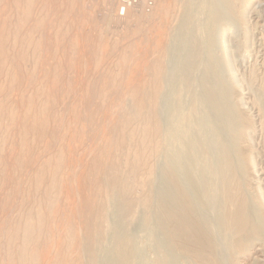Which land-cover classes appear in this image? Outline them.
Masks as SVG:
<instances>
[{"label": "bare ground", "instance_id": "6f19581e", "mask_svg": "<svg viewBox=\"0 0 264 264\" xmlns=\"http://www.w3.org/2000/svg\"><path fill=\"white\" fill-rule=\"evenodd\" d=\"M22 1L23 0L19 2L24 4V2ZM24 1L27 4L31 3L30 2L31 0H24ZM69 1L71 2L72 0H68V2ZM33 2L31 3V8L27 6V4L25 3L26 7H28L32 11L34 9L32 6H35ZM73 2L75 3L76 1H73ZM73 2L71 4H74ZM256 2H258V0H159V3L157 2L159 4V9H157L159 12L157 13L160 16L157 18H160V19L158 20L156 19V14H157L156 12H154L156 14L153 13L155 15V18H152L151 16L152 13L150 14L151 18L150 17L149 18L152 20L155 19L157 20V22L161 20L162 18L164 20V26L162 24L163 22L161 21H160L161 22L160 24H162V29L164 31L161 30V27H160L161 31L157 32L158 34L156 35V37L154 36H153L154 38L152 37L154 39V40L152 39V41L154 42L150 41L151 43H149V45L153 43V49L151 48L152 45L151 47L149 46V47H146L145 49V50L149 48L152 49L153 57H150L152 60L149 62L150 64H147L148 61L146 63L144 61V63L141 65V68L139 70L140 71L139 73L143 71L145 72L144 76L149 75V79L146 78V79L141 80V78L143 77L139 76L137 78L138 82L135 85L133 84L132 85L133 87L129 86V88L130 87L131 88L129 89V91H127L129 92L128 93L129 96L126 99V102L123 105L118 104L120 107L116 105V107H119V110L117 109L119 111L118 122H117V125L114 124L116 126L115 128L116 130L114 129L115 132L111 136L109 135L110 137L108 139H107L108 136H106L107 140L105 139L106 141H104V143L102 144L101 150L99 149L100 150L99 153L96 152L95 153L96 155L94 154L95 156L92 157L93 163L91 164L93 168V173L92 172L90 173V171H88V168H87L88 172L86 171L88 175L91 174L90 179L86 177L87 174H85V177L88 178L90 181L95 178L92 181V183L86 180L88 181L86 183L88 185L89 190L93 187V191L91 190L90 191L91 193L86 195V199L82 200L83 197L80 199L79 197H77V200L79 199V202L74 201L75 199L73 200L74 202H78V210H80L81 212L82 219H80V221L78 222V225H76L77 220H75V222L73 221L75 224L73 222L72 223L70 222V225H68L67 228L65 227L66 230L64 228L63 234L60 233L61 235H59L57 233V235L59 236L56 235V238L54 236L55 242L51 241L52 240L51 238L50 241L53 242V244H51L50 246L49 245L50 242L49 244H47L48 240L45 241V239L49 237L48 236H46L47 238L43 237L45 235L42 236V233L44 230L45 232H47L46 228L44 229V225H45L44 221L46 219V216L48 218V215L51 212L50 211L47 215L46 210L49 211L51 209L52 203L54 205V202L51 201L53 197L51 199V197L47 196L46 200H44L45 202L47 201V205L45 204L44 209L40 204L39 205L36 204L35 207L31 208L30 206L32 204L29 201V204H31L29 205L30 209L29 210L26 209V212L21 214L20 217H17L18 220L14 218L15 216L12 218V222L16 220L17 222L16 223L14 222L15 224L13 225L12 228H10L9 226L10 229H7L5 231L3 230V232H5L6 234L5 239L2 238V236H0L1 240L4 239V244H5L4 245L5 248H3L4 252H2V249L0 248V251L4 253L2 255H4L5 262L3 261L4 263L2 264H230V263H233L234 259H236L237 256L248 253L250 249L253 248L256 243L262 242L264 244V197H263V194L261 193V188L258 182L260 179L259 180L253 179V177H256L254 176V172L257 171L256 170L257 169L256 159L253 155L254 148H253V143H252V137L255 132L254 121L250 117V113L247 112L248 109L245 103L243 102L242 95L244 92L241 91L242 85H241V82L235 77V73L232 70L231 54L228 51V47H229L228 35L230 36L232 35V37L234 38H237L239 35H243L244 39L243 41H241L242 43L240 44V48L242 49V47H245V49H243L242 51V54L248 55V50L246 49H249V39H248L249 24L246 20V13L249 7H251ZM141 3L143 4L144 2L142 1ZM17 4L18 3H16V5ZM260 4H262V2ZM16 5L15 6L12 5L14 6L12 9H14ZM71 6H74V5H71ZM262 7L260 10L263 9ZM90 8L92 7L90 6ZM154 8L156 9L157 7H154ZM20 9L21 8H19V10ZM36 9L37 7L35 8V10ZM38 9H43V7H40ZM150 10L152 11V9ZM123 11H124V8H123ZM18 13L19 12H17V14ZM36 13L37 12H35V14ZM19 14H22V13L20 12ZM25 14L26 16L29 15V14L27 15V13ZM254 14L255 13H253V15ZM24 15H23V18L26 17ZM43 15L41 14V17ZM105 15H107V13L104 14V17ZM17 17L18 16H16V19H18ZM258 17L259 16H257V18ZM29 19L31 20V17ZM42 19H45L44 21L47 22L46 18L43 17ZM24 20L25 18L22 19L21 21L24 22ZM250 20L252 21V18ZM258 20L260 19L258 18ZM4 21L6 22V19ZM25 21H27V19ZM36 21L37 20L33 22H36ZM38 21H40V19H38ZM254 21H257V20L254 19ZM29 22L31 23V21ZM46 22H44V24ZM14 23L15 22H13V24ZM37 23L39 24V22ZM6 24L7 23H5V26ZM21 25H19L18 27H20ZM24 25H22V28H24ZM27 25L28 24H26V26ZM32 26L33 25H31V27ZM15 27L16 26H14V28ZM34 28L36 29L37 26ZM20 29L21 27L17 30L20 31ZM24 29L28 30L27 27H25ZM43 29L44 28H42L41 30L43 31ZM8 30H9V27H8ZM12 31H14V29ZM30 31L29 33L33 32V31L30 32ZM3 32L1 33L3 34ZM5 32H7V30ZM10 32L8 31L7 33L9 34ZM16 33L17 34L21 33V31L16 32ZM26 33L25 35L28 36L29 33L28 34ZM33 33L35 35L38 32L37 33L33 32ZM152 34H154V32ZM152 34H150V36ZM25 35L22 34V36H25ZM5 36H2V37H5ZM16 36L14 35L15 39H16ZM148 36L149 35H147V37ZM150 36L147 38V40L151 38ZM27 38L28 37H26V39ZM29 38L31 39V36ZM29 38L27 41L30 40ZM23 40H24V37H23ZM37 41H40V40H37ZM18 42H19V39H18ZM2 43L3 42H1V46H2ZM34 45H37V42ZM29 46L31 47V45ZM38 47H39V44H38ZM38 47H35L36 50ZM40 48L38 51H40ZM1 49H3V47ZM151 49H149L150 52H151ZM8 50L6 52H8ZM145 50L144 52L145 54H147L146 56H148L149 50L148 51H145ZM3 52L1 55H3ZM41 52H43V50ZM127 54H126V57H128ZM120 56H124V55H120ZM7 58L8 57H6V60ZM17 58L18 60L21 59V58L19 59V57ZM15 60L17 61L16 58ZM2 61L5 62L4 60ZM17 62L14 61L13 65L12 63L10 64L11 66H15ZM25 62L26 60L24 61V63ZM121 62H123V60ZM0 63L2 62L0 61ZM24 63H20V65L21 64L24 65ZM123 63H125V60ZM18 64L16 66L17 68L20 66ZM9 65H7V67ZM0 66H1L0 67V70H1L2 64ZM10 67H8V70ZM37 68L35 70H37ZM11 69L13 72V69L15 70L16 68L14 67ZM4 71H7V70H4ZM38 71H41V70L40 69L37 70V74L40 73V72L38 73ZM16 73H14V76H16ZM9 74L12 75V73H9ZM46 75L44 76L45 78H46ZM32 76L34 77V75ZM35 76L37 77L36 72H35ZM42 76H43V73H42ZM38 77H37V80L39 79ZM8 79H10V77H8ZM12 79L14 80V78ZM50 79H53V78H50ZM40 80L38 81L40 82ZM44 80L46 82V79ZM50 82L51 81L49 80V83ZM260 82H262V85H261L262 86V91H261L262 96L261 95H258V97L255 96L256 98L254 97L255 100L253 102L258 108L257 112L259 113V121L262 124V127H264V79ZM11 84L9 85L11 86ZM47 84L46 85L43 84L45 85L44 91L46 90V88L48 89ZM122 84H123L122 86L124 87L125 83H122ZM37 85L35 86L37 87ZM104 85H106L105 90H107V88L111 86L112 83L111 85H108V87H107L106 82ZM114 86H115V83H114ZM42 87L40 86V88ZM119 87H121V85H119ZM259 87H260V84H259ZM93 88L92 90L94 91ZM37 89H32V93L35 92L33 90H37ZM112 89L111 87H109L110 91H112ZM41 90L39 92L43 93ZM124 91L125 89L122 91V93ZM81 92H78V94L76 95H80L79 93ZM87 92L89 91H86V93ZM127 92L125 93V95H127ZM109 93L111 94V92ZM109 93L107 91L108 95ZM112 93L114 92L112 91ZM28 94L29 93H27V95ZM84 94L85 93H83V95ZM95 94L97 93H95L94 91V95ZM107 94H104V96H106ZM36 95H37V92H36ZM36 95L34 96L37 100ZM48 95L49 93L46 94L45 96L48 97ZM52 95H54L53 92H52ZM89 95L90 94H88V98L89 97L91 98L92 95L90 96ZM97 95L99 96V94ZM101 95L103 96V94ZM111 95L113 96V94ZM34 96L33 98L31 97L30 99H35ZM45 96H43L44 98H42L44 99V102H45V99H47L45 98ZM110 96H107L108 102L112 101V100L109 101ZM80 97H82V95ZM85 97L87 98L86 95L83 96V98ZM93 97L92 99L89 98V100L90 101L92 100V102L94 99ZM55 98L56 96H54V99ZM88 98L86 99L87 102H89ZM115 98L117 97L114 96V98L112 99L114 100ZM30 99L29 101H31ZM42 99L40 100L41 102H38L40 106H41L40 103H42L43 101ZM54 99L52 97L53 102H54ZM100 99H102V97H100ZM2 100H5V99H3L2 97ZM81 100L82 99H80V101ZM122 100L124 99L122 98ZM35 102L37 101L34 100L33 103ZM78 102H77V105L82 106L81 103L83 102H80V104ZM92 102H89V103H92ZM95 102L97 104V101L94 100V103ZM99 102H102V101H99ZM118 102L119 101H117V103ZM123 102L121 101V103ZM38 103H35V105L37 106ZM49 104L50 103H47V105ZM110 104H108L109 106L107 107L112 108L113 106H110ZM3 105L1 106L3 107ZM26 105H27V102H26ZM44 105H45L44 107H46V104ZM1 106L0 108H2ZM49 106H47L46 108H48ZM6 107L5 108L3 107L5 109V110L3 109V111H6ZM29 108L30 107L26 108L27 110L25 109L26 115L23 113L26 118V122L24 121L25 125H27L29 129L30 127H32L31 128L32 130H33V127L41 128L43 127V125L46 126L44 122L46 121L45 123H47L48 121L45 120V117L43 118V115L47 111L44 112L45 110H43L42 108L43 111L41 112H44V113L38 112L39 114H37L35 113V111L33 113V110L35 109L34 107L32 111H30ZM92 108L94 107L92 106ZM38 109H40V107H38ZM85 109L89 110V108L87 107ZM11 111H12V108H11ZM13 111L12 113H15ZM66 111H67V108H66ZM91 111L93 112V110ZM91 111H89L90 113L88 111L86 113H89L91 116L92 114ZM12 113L11 112L7 113L6 116H9V119L10 117L15 118ZM16 113H15V116H16ZM112 113L113 112L109 114H111V116L113 117ZM115 113H118V112L116 111L114 112V114ZM4 114H1V115H4ZM89 114H88V117H89ZM47 115H49V113ZM105 115H107V113ZM6 116H5V120H6ZM86 116L84 114L85 119L88 118V117L86 118ZM0 119H2L1 116H0ZM91 119L93 120V117H91L90 120L87 119V121L88 120L91 121ZM3 120H4V117L0 121H3ZM87 121H83V122H87ZM14 122H16L15 119H14ZM96 122L98 121L96 120ZM2 124L3 122L1 123V125ZM114 125L112 127H114ZM45 126H44V129L46 128ZM23 128H25V126ZM26 129L27 128H25V130L23 129L22 130L23 132L21 131L22 133L20 132V134H18V135H21L22 139H25V135H27V133L29 132L27 131L26 133ZM83 129H85V127L82 128L81 130ZM109 130H107V132ZM84 133L85 132H83V134ZM32 134L35 135L34 132ZM39 134L40 133L36 135L39 136ZM36 135L34 137L37 138ZM41 135L40 137H44ZM2 142L3 141H1V143ZM19 142H24L23 144H25V141L20 140ZM28 143L30 144V142ZM134 143H135V148L131 149L130 146ZM33 144L31 143V146ZM97 144L101 145L99 144V142ZM62 145L61 147H59L58 145V147L62 148L63 147ZM23 146L25 148V146H27V143L26 145H23ZM4 147L5 146H3V148ZM46 147L44 146V148ZM97 147L100 148V146H97ZM1 149L2 148H0V150ZM31 149L29 148V150ZM46 149L44 150L46 151ZM27 150L28 149H26V151L22 150L25 152V153L24 152L22 153L25 155ZM55 150L58 151V149H55ZM120 151H122V154ZM19 152H20V149H19ZM63 152H64L63 150L60 151V153L62 154ZM60 153L56 154L55 152L56 155L54 156L52 155L53 156L52 158L50 157H49L50 159L46 158V160L41 162V165H40L41 170L47 169L50 172V180L48 183H45V184H48V186L46 185L47 189L45 193L49 194V192H51L52 190L54 189L56 190V188H58L59 183L61 182V181L59 182L58 178L60 174H62L61 171L65 164L63 163L64 161L63 155ZM19 154H21V152ZM28 156L31 157L30 155ZM39 157H40L39 159L42 160L41 156ZM1 159H0V163L4 158L2 160ZM20 159L22 158H19V160ZM26 159L27 158L25 157L24 160ZM14 161H16V159ZM148 161H149V164H148ZM19 163L21 162L18 161V164ZM123 164H124V167H121ZM7 165H8V162H7ZM25 165L26 164H24V166ZM14 166H17V165H14ZM20 167H23V166H20ZM65 168L66 167H64V169ZM92 168L90 170H92ZM101 168L102 170L100 171ZM70 169H73V168H70ZM41 170L40 172H42ZM32 172H34V170H32ZM40 172H36V174L33 173L34 175L32 177V180L30 179L35 185V187L37 188L41 186V183L45 182V181L44 182L42 181V175ZM130 172L131 173L133 172L135 176L136 174H138L139 177H141L140 186H142V194L139 197L137 196L135 197V194H134V197L132 195V192L134 189H133V186H131L130 184V182L132 183L133 179L129 181V177H132V176H129ZM92 174H94L93 178H91ZM64 175H63V178L66 177ZM66 175L68 177L69 174H66ZM134 175H133V178H137V177H134ZM28 176L30 177V174H28ZM83 179H84V176H83ZM134 180L135 181L133 182L136 183L139 179H134ZM84 181L85 179L83 180V182ZM71 183L74 186L73 182ZM42 188L43 187H41V189ZM69 188H68V191H69ZM15 189L17 188L15 187L13 189V185H12L11 190L15 192L17 191ZM43 189L41 191L45 195ZM30 190L32 189L30 188ZM29 191H26V192H29ZM5 192L6 193L8 192L11 195V192L9 191H5ZM38 192L37 193L34 192V193L38 194ZM8 193H7V196H8ZM34 193L33 195L30 193L32 196V197L30 196L32 200H33V196H35ZM52 193L53 192H51V194ZM58 193L60 192H57V194ZM70 193L68 192L67 194L71 195L72 193L71 194ZM57 194H56V197L58 198ZM58 195L61 198V195L60 194ZM41 196H39L40 197L39 200L42 199ZM76 196L72 197V199L75 198ZM39 197L37 196V198ZM69 197H67L68 200L70 199ZM27 198H28V195H27ZM21 202H24V201H21ZM34 202L37 203L36 200ZM34 202L33 204H35ZM55 202L57 203V200H55ZM64 202H66V204L69 205L68 203L70 201H68L67 203V199H66V201ZM83 202H85L84 205L79 207V205ZM27 204L26 206H28ZM59 204L57 203L55 204V206ZM65 205L64 206L62 205L63 207L61 206V210L63 212L61 213L59 211V213H61L62 215L65 210L63 209L65 208ZM72 205H75V203H73ZM72 207L73 206H71L70 208ZM69 209H68V212H69ZM23 211H24V208H23ZM73 211L74 210H70L71 214L76 212V210L74 212ZM69 213H66V214L70 215ZM68 215L66 217H68ZM76 215H79V211H78V214ZM64 216H62V218ZM54 217L52 219H54ZM78 217H80V215ZM49 220H51V216ZM45 222H47V220ZM55 222H56L55 223V226H56L57 219ZM60 222H61V218H60ZM60 222L58 220V223ZM67 222H68V219H67ZM67 224H69V222ZM49 226H52V228H54V225L49 224ZM62 229H63V226H62ZM52 231H54V229ZM2 235H4V233ZM41 236L44 238V241L47 242L46 244L48 245V247H46L43 244V241H41L42 243L40 242ZM51 236L53 235L51 234ZM1 240H0V243H1ZM16 242L17 244H15Z\"/></svg>", "mask_w": 264, "mask_h": 264}, {"label": "rangeland", "instance_id": "374dc122", "mask_svg": "<svg viewBox=\"0 0 264 264\" xmlns=\"http://www.w3.org/2000/svg\"><path fill=\"white\" fill-rule=\"evenodd\" d=\"M12 1L14 3L16 2L18 4L16 5V3L14 4ZM19 1H21V0H0V21L4 23V25H3V23L0 22V33L4 31L3 34L2 33L0 34V36H1L0 38L2 39V40L0 39V46H1V42H3L2 43V46H1V48L3 47V49L0 48V51H2V52L4 51L3 52V55H1L2 52H0V55L2 56V57L0 56L1 57L0 58L1 60L0 61L2 62V63H0V65L2 64L1 70L3 69L2 71L0 70V73H1L0 74V87H2V88H0V91H1L0 92V97H1V99H0L1 100L0 101V103H1L0 106L4 104L3 105L4 108L6 107V105H7V107L10 108L9 109V108L6 107V111H3L4 108L2 106H1L2 108H0V116H1L2 119L4 117V120L3 121H0V126H1L0 127V134L3 133L2 135H0V148L3 149V150L1 149L2 151L0 150V159L1 158L2 159L4 158L3 160L1 159L3 162L1 161V163H0V230H2V231H0V233H1L0 236H2V238L5 239L6 234H5V232H3V230L5 231L7 229L12 228L13 225L18 220L17 217H20L21 214H23L24 212H26V209L29 210L30 207L31 208L32 207H35L36 204H38V205L40 204L43 207V209H44L45 204L47 205V201L45 202L44 200H46L47 196H49V197H51V199L53 197V199L51 201L54 202V205L52 203L51 209L49 211L46 210L47 215H48V213L50 211L51 212L49 213L48 218L46 216L45 221L47 220V222L48 221L49 222L50 221L52 222V220H53V222L52 223L51 222L50 223L48 222V224H47V222L44 221V223L46 225V226L44 225V229L46 228V231L47 232H45V230H44L43 233L44 232L45 233L44 234L42 233V236L45 235L43 237H45V238H47L46 236L49 237V238L45 239V241L48 240L47 241L48 243L44 241V238L42 236L40 237L41 238L40 242L43 241V244L46 247H48L47 244H49V242H50V244H49L50 246H51V244H53V242H55L54 240L56 238L57 233L59 235H61V234L64 233V228L65 227L67 228L68 225H70V222L72 223L73 221L75 222V220H77L76 221V223H77L76 225H78V222L80 221V219H82L81 212H80V210H78V202H79V199L82 198V197H83L82 200L83 199H86V195H88L89 193H91L90 192L91 190L93 191V187L89 190L88 185L86 183V182L90 181L89 179H90V176H91V174L88 175L87 172L90 171V173L91 172L93 173V168H92V164H91V163H93V158L92 157H94L96 155L95 154L96 152L99 153V151L102 148V144L104 143V141H106L115 132V130H116L115 129L116 128L115 125H117L118 118H119V111H118L119 110V107H120L119 105H123L126 102V99L129 96V94H128L129 92H127V91H129V89L131 87H133L132 86L133 84L135 85L138 82L137 81V78L139 76L140 77L141 76L143 77V78H141V80L146 79V78L149 79V75L148 76L147 75L144 76L145 72L144 71L141 72L143 74L142 75L141 73H139L140 72L139 70L141 68V65L144 63V61H145V63L148 61L147 64H150L149 62L152 60L150 57H153V54H152L153 43L150 44V45H149V43H151L150 41H152V39L154 37H156V35L158 34L157 32H160L161 30H163L162 29V24L164 26V20L161 18V20H159L157 22V20L160 19V18H157V17H160L159 14L157 13V12H159L157 10V9H159V4H158L159 3V0H125V1L124 0H120L121 2L119 0H94V1L93 0H72L71 2L70 1L68 2V0H66V1L65 0H36V1L34 0V2H33V0H31L30 2L31 3L33 2V4H35V6H32L34 8V9L32 8L33 11L31 9H29L28 7H26V5H25L26 2L24 0L22 1V2H24V4L23 3H20ZM73 1H76L75 2L76 4ZM142 1L144 2L143 3L144 5L141 3ZM72 2L74 4H71ZM261 2L263 4L264 3V0H262V1L261 0H258V2H256L251 7H249V9H248V11L246 13V20H247V22L249 24V35H248V39H249V49H246V50H248V55L247 54L246 55L242 54V51H243V49H245V47H242V49L240 48V44L242 43L241 41H243V39H244V36L243 35H239L237 38L232 37V35L231 36L228 35V42H229L228 51L231 54L232 70L235 73V77L241 82V85H242V90L241 91L244 92L243 95H242L243 96V102L245 103V105H246V107L248 109L247 112L250 113V117L254 121V127H255L254 129H255V132H254V135L252 137V143H253V148H254L253 149V155H254V157L256 159V165H257V167H256L257 169L256 170L257 171L254 172V176H256V177H253V179L254 180H256V179L259 180L260 179L259 181L258 180L257 181L259 182V186L261 188V193L263 194V197H264V127H262V124L259 121V113L257 112L258 111V108L255 105V103L253 102L255 100V98L258 97V95H261L262 96V92H261L262 91V86H261L262 85V82H260V81H262L264 79V29H263L264 28L263 27L264 26V18H263V16H264V13H263L264 12V4L263 5L260 4ZM11 3H13V4H11ZM31 3H28L29 5L27 3L26 4H27V6H29L31 8ZM77 3H79V4H77ZM257 4H259V5H257ZM12 5H14V6L16 5V7L14 9L17 8L18 11H17V9L16 10L12 9L14 7ZM71 5H74V6H71ZM85 5H86V7H85ZM90 6L92 8H90ZM258 6H260V7H258ZM36 7H37V9L35 10ZM40 7H43V9H38ZM151 7H153V8H151ZM154 7H157V8L155 9ZM261 7L263 8L262 10H260ZM19 8H21V9L19 10ZM123 8H124V11L125 12L123 11ZM150 9H152V11ZM153 9H155L156 11L153 10ZM13 10L15 11V13H14ZM34 11L37 12L38 14L37 13L35 14ZM17 12H19V13L21 12L22 14H19V13L17 14ZM66 12H67V14H66ZM154 12H156L157 14L154 13ZM249 12H250V14H249ZM259 12H260V14H259ZM25 13H27V15L28 14L29 15L26 16ZM43 13H44V15H43ZM106 13H107V15H105V17H104V14H106ZM153 13L156 14V19L157 20L150 19L151 16H152V18H155V15ZM253 13H255V14L253 15ZM39 14H40V16H39ZM41 14L43 15L42 17H41ZM117 14H119L120 16L117 15ZM150 14H151V16H150ZM20 15H21V17H20ZM23 15L26 16V17H24L25 20L27 19V21L24 20L25 23L21 21L22 19H24L23 18ZM16 16H18L17 17L18 19H16ZM37 16H39L40 18L37 17ZM257 16H259L258 18L260 20H258ZM30 17H31V20L29 19ZM43 17L46 18L47 22L44 21L45 19H42ZM146 17H148V18H146ZM138 18H140V19H138ZM251 18H252V21L250 20ZM253 18L255 20H257V21H254ZM3 19L4 20L6 19V22ZM38 19H40V21H38ZM104 19H106V20H104ZM35 20H37V21L36 22H33ZM41 20H42L43 23L41 22ZM137 20H138V22H137ZM11 21H12V23H11ZM29 21H31V23L32 22L33 23L31 24ZM160 21L163 22V23L160 24L161 23ZM13 22H15V23L13 24ZM37 22H39V24ZM40 22L43 24V26H42V24ZM44 22H46V23L44 24ZM256 22L258 23L259 26L257 25ZM5 23H7L6 26H5ZM8 24H9V26H8ZM16 24H18V25H16ZM21 24L22 25L25 24L24 25V28L27 27L28 30L22 28V25ZM26 24H28V25L26 26ZM158 24H160V25H158ZM19 25H21L20 26L21 27V29H20L21 33H18L17 34L16 32H20V31L17 30V29L20 28V27H18ZM31 25H33L32 26L33 28L37 26L38 29L37 28L36 29L34 28L37 31H35L31 27ZM14 26H16V27L14 28ZM251 26H252V28H251ZM8 27H9V30H8ZM11 27L14 29V31H12L13 29ZM30 27H31V29H30ZM160 27H161V30H160ZM42 28H44L43 31L41 30ZM156 28H157V30H156ZM255 28H257V29H255ZM251 29H253V30L255 29V30L253 31ZM6 30H7V32L8 31L9 32L11 31V32L8 34L7 32H5ZM30 30L33 31V32H35V33H37V32L38 33L34 35V33L31 32ZM29 31L31 33H29ZM24 32L25 33L28 32L29 35L26 36ZM153 32H154L155 35L152 34ZM12 33L15 36L17 35L16 36V39L17 40L15 39V37H14V35ZM28 33H26V34H28ZM149 33L152 34V35L150 36ZM10 34L12 35V37H11ZM22 34L25 35V36H22ZM147 35H149L151 37L150 38L151 40L150 39H148L149 41L147 40V38L149 37V36L147 37ZM2 36H5V37H2ZM30 36H31V39L29 38ZM38 36H40V37H38ZM254 36H255V38H254ZM23 37H24L25 42L23 40ZM26 37H28L30 40L27 41L28 38L26 39ZM18 39H19V42H18ZM37 40H40V41H37ZM26 41L28 43L29 42L30 43L28 44ZM36 42H37V45H34V44H36ZM152 42H154V41H152ZM3 44H4V46H3ZM38 44H39V47H38ZM29 45H31V47ZM32 45H34V46H32ZM151 45H152V47H151ZM149 46L152 48V49L149 48V49H151V52H150L149 49L145 50L146 47H149ZM35 47H38L37 50H36ZM39 48H40V51H38ZM130 48H132V49H130ZM7 50H8V52L10 54L8 52H6ZM42 50H43L44 53L41 52ZM144 50L145 51H148L149 50L148 51V54H149L148 56L149 57L146 56L147 54H145ZM122 51H124L125 54ZM128 51H130V52H128ZM5 52H6V54H5ZM126 54H127L128 57H126ZM120 55H124L125 57L124 56H120ZM139 55L140 56L142 55V56L140 57ZM6 57H8L7 60H6ZM17 57H19V59L20 58L21 59L18 60ZM2 58H4V59H2ZM9 58L12 59L13 62L14 61L15 62H17V61L19 62L21 60L22 61L19 62V64L17 62L15 64V66H11L10 63H12V65L14 63ZM15 58L17 59V61L15 60ZM244 58H245V60H244ZM2 60H4L5 62H3ZM25 60H26V62L24 63ZM122 60H123V62L125 60V63L121 62ZM7 61H9V62L11 61V62L9 63ZM71 61H72V63H71ZM20 63H24V65L23 64L20 65ZM120 63H121V65H120ZM17 64L20 65L19 66L20 68L22 66L21 70H20L19 67L18 68L16 67ZM7 65H9L8 67L11 66L9 68V70H8ZM3 66L6 69H4ZM34 66H35V68H34ZM120 66H122V67H120ZM14 67L16 69L15 70L13 69V72H12V69L11 68H14ZM36 68H37V70L40 69L42 71V72L41 71H38V73L39 72L41 73V74L39 73L40 75L37 74V70H35ZM4 70H7V71H4ZM30 70H31V72H30ZM6 72H8V73H6ZM25 72H26V74H25ZM35 72H36L37 77L39 76L38 77L39 78L38 80L41 79L42 82L44 81L43 84L46 85L47 83H49V80L51 81L49 84H47L48 89L46 88V90H45L46 92L44 91L45 85L42 84L41 80H40L41 83L37 80V77L35 76ZM136 72H137V74H136ZM9 73H12V75L9 74ZM14 73H16L17 78H16V76H14ZM42 73H43V76H42ZM31 74L34 75V77ZM6 75H7V77H6ZM45 75H46V78L44 77ZM40 76H42V77H40ZM8 77H10V79L14 78V80L13 79L10 80V79H8ZM49 77L50 78H53V79H50ZM28 78H30V79H28ZM44 79H46V82L47 83L45 82ZM105 82L107 84V87H108V85H111V83H112L113 87H112V85L109 86V87H111V89L113 88L112 91L114 93L115 92L116 93L118 92L117 95H116V93L115 94L112 93V91L109 90V87L107 88V90H105V87H106V85H104ZM8 83L9 84L12 83L11 86ZM114 83H115V86H114ZM122 83H125L124 84L125 85L124 87L122 86L123 85ZM37 84H39V85H37ZM259 84H260V87L261 88L259 87ZM35 85H37V87ZM119 85H121V87H119ZM40 86L41 87L43 86L42 87L43 89L40 88ZM129 86H131V87L129 88ZM116 87H117V89H116ZM126 87H127V89H126ZM3 88H4V90H3ZM92 88L94 89L95 93L99 94V96L97 94L94 95V91L92 90ZM9 89H10V91H9ZM32 89H37V90H33V91H35V92H33L34 94L32 93ZM84 89L85 90L87 89L86 91H89V92L86 93V91ZM115 89H116V91H115ZM121 89H122V91L125 89V91L122 93ZM40 90L43 93L39 92ZM65 90H66V92H65ZM76 90L78 92H81L82 91L81 93H79L80 95H76V94H78V92ZM99 90H100V92H99ZM259 90H260V92H259ZM107 91H108V93L111 92V94H113V96L110 93L108 95L107 94ZM36 92H37V95L38 96L36 95ZM47 92L49 93V95H48L49 98L47 96H45L46 94H48ZM52 92L54 93V95H52ZM126 92H127V95H125ZM27 93H29L28 94L29 97H28ZM83 93H85L84 95H86L87 98H88V94L92 95L91 98L89 97L90 99H92V97L95 96V97H93L94 98L93 99V102H92V100L90 101L89 98H88L89 102H92V103L87 102V100H86L87 98L86 97L83 98V96H84ZM100 93L103 94V96ZM41 94H42V96H41ZM104 94H107V95L104 96ZM118 94H120L122 96H120ZM34 95H36L37 100H36V98H35ZM81 95H82V97H80ZM33 96H34L35 99H30L31 97L33 98ZM43 96H45V98H47V99H45V102L50 103L52 105H50V104H49L50 106L47 105V103L44 102V99H42V98H44ZM51 96L53 97V99H54V96H56V98L54 99V102H53ZM107 96H110L109 97V101L110 100H112V101L108 102L107 101ZM114 96H116L122 102L123 101L124 102L121 103V101L119 99H117V98H115L113 100L112 98H114ZM2 97L5 100H2ZM67 97H68V99H67ZM100 97H102V99H100ZM17 98H18V100H17ZM75 98H77V99H75ZM104 98L106 99V101H105ZM122 98L124 100H122ZM29 99L31 101L32 100L33 101L31 102V101H29ZM41 99L43 101H42V103H40L41 104V106H40L38 102H41L40 101ZM80 99H82V100L80 101ZM83 99H84V101L86 103L83 101ZM34 100L37 101V102H35V103H38L37 106L35 105V103H33ZM47 100L50 101V102H48ZM78 100H79V102H78ZM94 100L97 101V104H96V102L94 103ZM116 100L119 101V102L117 103ZM51 101H52V103H51ZM99 101H102V102H99ZM26 102H27V105H26ZM77 102L79 104H80V102H83L84 104L81 103L82 106H80V105H77ZM106 102H107V104H106ZM110 103H112V104H110ZM44 104H46V107L47 106H49V107L48 108L44 107L45 106ZM89 104H90V106H89ZM93 104H95V105H93ZM108 104H110V106H113V107L112 108L107 107V106H109ZM97 105L98 106L100 105V106L98 107ZM116 105L119 106V107H116ZM26 106L30 107L29 108L30 111H32V109L35 108L33 110V113L35 111V113H37V114L44 113V112L47 111L43 115V118L45 117V120L48 121L47 123H45L46 121L44 120L45 121L44 124H46V126L43 125V127H41V128L39 127L40 129L38 127L37 128L36 127H33V130L34 131L31 129L32 127H30V129H29V127H27V125H25V122H26V118H25V115H26L25 113L26 112H25V109L28 108ZM92 106L94 108H92ZM38 107H40V109H38ZM86 107L89 108V110L88 109L86 110L85 109ZM11 108H12V111L14 110L13 112H15V113L17 112L16 113V116H15V113H12ZM42 108H43V110H45L44 112H41V111H43ZM66 108H67V111H66ZM8 109L14 115L15 118H11L10 117V119H9V116H6L7 113H10ZM37 109H38V111H37ZM105 109H107V110H105ZM110 109H112V110H110ZM91 110H93V112ZM87 111L88 112L91 111V113H92L91 116L89 114L90 112L89 113H86ZM104 111L107 113V115H105L106 113ZM116 111L118 113H115L114 114V112H116ZM5 112H7V113H5ZM111 112H113L112 113L113 117L111 116V114H109ZM48 113H49V115H47ZM1 114H4V115H1ZM84 114H85V116L87 114L86 118L88 117V114H89V117L90 118L93 117V120L91 119L92 122L89 121L90 120L89 117L87 118V119H89L87 121V119L84 118ZM104 115H105L106 118L104 117ZM5 116H6V120H5ZM76 117L78 118V120H77ZM100 118H101V120H100ZM2 119H0V120H2ZM11 119H12L13 122H14V119H15L16 122L13 123L11 121ZM96 120L98 122H96ZM83 121H87V122H83ZM110 121L111 122L112 121L115 122V123L112 122L113 125L115 124L114 127H112L113 125H112V123ZM2 122H3V124L1 125ZM8 122L10 123V125H9ZM11 122H12V124H11ZM21 122H23L24 124L21 123ZM5 123H6V125H5ZM20 123H21V125H20ZM95 123H97V124H95ZM105 123H106L107 126L105 125ZM23 125L25 126V128H27L26 129V133H27V131H29L27 133V135H25V139H22L21 138V135H18V134H20V132L23 129L25 130V128H23L24 127ZM44 126L46 127L45 129H44ZM84 127H85V129H83L84 131L81 130ZM35 128H36V130H35ZM38 129H39V131H38ZM43 129H44V131H43ZM17 130H19V131H17ZM31 130L35 133V135L36 134L38 135V133H40L39 136L36 135L37 138L34 137L35 135L32 134L33 132ZM107 130H109V131L107 132ZM42 131H43V133H42ZM83 132H85V133L83 134ZM30 134H31V136H30ZM32 135H33V137H32ZM40 135L41 136H44V137H40ZM106 136H108L107 139H106ZM1 137H2L3 140L1 139ZM26 137L29 140H27ZM19 139L21 141H25V144H23L24 142H19L20 141ZM1 141H3V142L1 143ZM28 142H30V144ZM98 142L101 145H98L97 144ZM26 143H27V146H25V148H24L23 145H26ZM31 143L32 144L34 143V144L31 146ZM1 144L2 145L4 144L3 146H5V147L3 148V146ZM58 145H59V147H61V145L63 147L62 148H59ZM44 146L45 147L47 146L46 147L47 149L44 148ZM97 146H100V148L97 147ZM31 147H32V149H31ZM94 147H95V149H94ZM29 148L31 150H29ZM130 148L131 149L132 148H135V143L132 144L130 146ZM19 149H20L21 154H19L20 153L19 152ZM21 149L24 150V151H26V149H28L27 150L28 153L26 152V154L24 155L22 153L24 151H22ZM44 149H46V151ZM55 149H58L59 152L57 150H55ZM60 149H62L64 151L63 154L60 153V151H62ZM42 150H44V151H42ZM55 152H56V154L60 153V154L63 155V160H64L63 163L65 164L64 167H66V168L64 169V167H63V169L61 171L62 174H60V176L58 178L59 179V182L61 181L60 183L58 182L59 183L58 188H56V190L54 189L55 191L52 190L51 191V192H53L52 194H51V192H49V194H48V193H45L46 192V189H47L46 187L48 186V184H45V183H48L49 180H50V172L47 169H45L46 171L45 170H41L40 165H41V162L42 161L46 160V158L47 159H50L54 155H56ZM120 152L122 154V151H120ZM40 153H41V155H40ZM14 155H16V156H14ZM17 155H19L20 157L17 156ZM28 155H30L32 158L29 157ZM37 156H38V158H37ZM39 156H41L42 160L39 159L40 158ZM13 157H15V158H13ZM25 157L27 158L26 160H24ZM28 157H29V159H28ZM19 158H22V159L19 160ZM15 159H16V161L18 159V161H20L21 163L18 164V161L16 163V161H14ZM38 159H39V161H38ZM7 162H8V165H7ZM12 162H14L16 164H14ZM152 162H153V160H152ZM13 164L14 165H17V166H14ZM24 164H26V165L24 166ZM148 164H149V161H148ZM70 165H71V167H70ZM20 166H23V167H20ZM88 166L89 167L91 166L90 169L92 168V170H90ZM121 167H124V164ZM70 168H73V169H70ZM87 168H88V171H87ZM102 168L100 169V171L102 170ZM32 170H34V172H32ZM40 170L42 172H40ZM27 172H28V174H30V177L31 178L28 176ZM36 172H40L41 175H42V181L43 182L45 181L44 183H41V186L38 187L39 189L37 187H35V185L31 181L33 175L36 174ZM132 173L131 172L129 173L130 174L129 176H132V177H129V181H131L132 179H133V181H135L134 179H139L138 181L136 180L137 181L136 183L132 181V183H133L132 184L130 182L131 186H133V189L134 190L136 189L135 191L133 190L132 195L134 197V194H135V197L136 196L139 197L142 194V186H140L141 185V181H140L141 180L140 179L141 177H139V175L136 174V173H135L136 176L134 175V173L133 174ZM66 174H69L68 177H67ZM85 174H87L86 177H88L89 179L85 177ZM257 174H258V176H257ZM63 175L66 176V177L63 178ZM93 175L94 174H92V177L91 178H93ZM133 175H134V177H137V178H133ZM83 176H84V179H85L84 182H83V180H84L83 179ZM71 178H73V179L75 178L76 180L77 179L78 180L76 181L75 179L73 180ZM94 179H92L90 181V183H92V181ZM67 180H69V181H67ZM70 180H72V181H70ZM86 180H88V181H86ZM17 181H19L20 183L17 182ZM71 182H73L74 186L72 185ZM15 183H17V184H15ZM82 183H84L85 185L82 184ZM67 184L70 186V188H69V186ZM12 185H13V189L15 187L17 188V189H15L17 191L14 190L15 192H13L11 190L12 189ZM60 186H62V187H60ZM27 187H29V188H27ZM41 187L44 188V189L43 188L42 189H43L45 195L42 193ZM136 187H138V188H136ZM24 188H25V190H24ZM30 188L33 191L30 190ZM62 188L64 189V191H63ZM68 188H69V191H68ZM71 188L72 189L74 188V189L72 190ZM86 189L89 190V191H87ZM36 190H37V192L39 191L38 194H35V193H37ZM5 191H9V192L12 191L11 192V195L7 192L10 200H9V198L7 196V193ZM26 191H29V192H26ZM57 192H60L58 194L61 195V198L57 194ZM68 192L69 193L71 192L72 194L70 193L71 195H68L67 194ZM137 192L138 193L140 192L139 195H138ZM25 193L28 195V198H27V195ZM30 193L32 195L34 193V195H35V196H33V200L31 199L32 196H31ZM22 194H24V195H22ZM54 194H55V196H54ZM56 194H57L58 198L56 197ZM62 194H63V196H62ZM11 196H13V197H11ZM37 196L38 197L41 196L42 199L39 200L40 197L37 198ZM66 196L67 197L71 196V197H69L70 199L68 200V198ZM74 196H76V197L72 199V197H74ZM77 197H79L78 200H77ZM34 199L37 201V203L34 202L35 201ZM66 199H67V203H68V201H70L68 203L69 205H67L66 202H64V201H66ZM55 200H57V203L58 204L60 203L59 204L60 206L59 205H56L55 206V204H57L55 202ZM73 200L74 201H78V202H74ZM21 201H24V202H21ZM29 201H30V203L32 205L29 204ZM27 202H28V204H27ZM33 202L35 204H33ZM71 203L72 204L75 203V205H72ZM84 203L85 202L81 203L79 205V207L82 206V205H84ZM26 204L28 206H26ZM29 205H31V206L29 207ZM62 205L63 206L65 205V208H63V209H65L63 215L61 214L63 212L61 210V206ZM24 206H26L27 208L24 207ZM53 206H55L56 208L53 207ZM71 206H73L72 207L73 209L70 208ZM17 207H19V208H17ZM22 207L24 208V211H23V208ZM52 209H54V210L56 209V210L54 211ZM68 209H69V212H70V210H74V211L76 210V212L73 213L74 212L73 211L72 212L73 214H71V212L70 213L68 212ZM59 211L61 213H59ZM78 211H79L80 217H78L79 215H76V214H78ZM65 212L66 213H69L70 215L66 214ZM64 214H65V216H64ZM16 215H18V216H16ZM57 215H58V217H57ZM61 215L64 216V217H66L68 215V217H66V218L63 217L66 221L62 218ZM50 216H51V220H49L50 219ZM70 216L74 220H72ZM13 217L15 219H17L16 221H14V219H13V221L15 223L12 222V218ZM53 217H54L55 220L52 219ZM74 217H76L77 219L74 218ZM60 218H61V222H60ZM56 219H57V225H58V227L60 226L59 228L57 227V225L55 226ZM67 219H68L69 224H67L68 223L67 222ZM58 220H59L60 223H58ZM70 220H72V221H70ZM49 224L54 225V228H52V226H49ZM64 224H65V226H64ZM9 226H10V228H9ZM62 226H63V229H62ZM3 227H4V229H3ZM49 227H50L51 230L49 229ZM55 228H57L58 230L55 229ZM66 228H65V230H66ZM47 229H49V230H47ZM53 229H54L55 232L52 231ZM56 230H57V232H56ZM3 233H4V235H2ZM47 233L48 234L51 233L53 236H51V234L48 235ZM59 235H57V236H59ZM54 236H55V238H54ZM51 238H52V240H51ZM4 239L1 240V238H0V240H1L0 248L2 249V252H4L3 251V248H5V246H4L5 245L4 244ZM50 240L53 241V242H51ZM15 244H17V242ZM2 252L0 251V264H2V263L5 262L4 261V255H2L4 253H2ZM263 263H264V244L262 242H258V243H256L254 245L253 248L250 249V251L248 253H246L244 255L241 254V255L237 256L236 259H234L233 263H230V264H263Z\"/></svg>", "mask_w": 264, "mask_h": 264}]
</instances>
